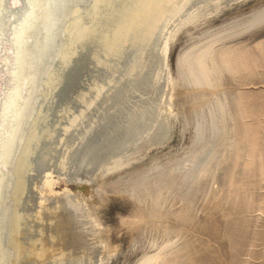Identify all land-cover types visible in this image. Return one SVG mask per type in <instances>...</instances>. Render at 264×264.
Listing matches in <instances>:
<instances>
[{
  "label": "rangeland",
  "instance_id": "rangeland-1",
  "mask_svg": "<svg viewBox=\"0 0 264 264\" xmlns=\"http://www.w3.org/2000/svg\"><path fill=\"white\" fill-rule=\"evenodd\" d=\"M140 1L76 6L38 92L37 139H46L55 111L70 102L74 116L64 107L61 133H70L72 171L101 162L93 185L60 179L53 188L68 187L93 206L108 246L90 245L75 207L65 223L74 225L72 242L58 240L61 215L69 214L53 221V233L49 210L41 233L27 220L23 252L10 264H136L157 252V264H264V23L239 31L264 0ZM136 3L137 10L144 3L142 15L126 20ZM126 4L116 23L112 15ZM171 30L163 70V37ZM76 50L79 57L66 62ZM131 123L134 132L125 136ZM32 166L18 170L26 186Z\"/></svg>",
  "mask_w": 264,
  "mask_h": 264
},
{
  "label": "bare ground",
  "instance_id": "bare-ground-1",
  "mask_svg": "<svg viewBox=\"0 0 264 264\" xmlns=\"http://www.w3.org/2000/svg\"><path fill=\"white\" fill-rule=\"evenodd\" d=\"M69 1L73 2L74 0H27L31 12L27 15L24 22L25 24L20 27L16 24L11 26L8 25L7 27L4 25V30H6L5 28H7V30L9 29V32L6 30L7 32H5V36L1 34L0 30V98L2 99L0 103V264H10L13 258L15 262V260L21 257L23 246L21 245L19 237L21 232L23 233L24 231V226L27 224V220L31 218L36 225L39 224V233H41L44 226V220L46 219L43 217L47 216L46 212L49 210L50 215L48 214V218L51 217V220L49 218V227L51 230L55 229L54 222L60 218L61 212L69 214L61 215L60 224L64 230L62 231L61 236H59L60 234L58 235V240L64 239L65 241L72 242L71 240L73 239L71 237L73 236V233L71 230L74 228V225H68L65 223L72 219L70 218L73 214L71 209L75 207L80 212V216H82L81 220L82 222L84 221L83 224H85V227L87 226L89 232L87 235L90 236L88 240H92L90 245L100 250V252L104 251L108 246L101 236V238L98 237L102 226L100 228L99 223L95 219L93 206L82 196L73 194L68 187H65L62 190H55L53 188L54 184L60 179H65L69 182H86L93 185L96 181L95 167L101 166V162L100 164L99 162H90L89 164L82 165L81 172L76 173L72 171V159L68 157V153H72L71 146H68V136L70 133L65 129H63L64 131L62 130L63 133H61V128L66 124L62 120V112L65 110L64 107L68 105L70 107L69 119L74 116V105L72 106L69 102L66 105H62V111L55 109L54 119L52 120L53 127L51 126V129L46 130L47 137L45 140L39 141L37 139V131L34 126L40 116L42 108V105H39L38 103L39 98L36 101V96L38 95V92L45 91H41L39 85L40 80H42V73L46 68L44 60L51 56L55 47L56 37L54 31L57 30L60 18H63L65 14L68 16L76 6H82L84 4L83 0H78L75 5L70 3L69 6L72 7H70L68 11H65L64 8L66 7V2ZM141 1L138 2V4L141 3ZM104 2H106V0H104ZM0 3H2V0H0ZM144 3L141 5H144ZM151 3L152 2H149L148 4ZM138 4L136 3L133 8L131 7V10L129 9L128 4L122 6V8L119 9L120 14L112 15L111 19L116 23H120L119 20L123 18L122 9L125 8V10H129L124 12V18H126V20H136V18L139 17L138 14L142 15L143 13H141V11H143L141 10V5V11L137 10ZM144 7L145 5L143 8ZM135 13L138 16H136ZM16 14L15 11H12V14H9L10 17L6 24H9L10 19H12V17L15 18ZM261 23H264V6L252 11L246 17L245 21L240 24L241 30L239 31L242 32ZM91 30V28L90 30H86L80 40L82 41L83 39L88 38L91 35ZM167 32L168 34L163 37L162 46L161 62L163 70L165 65V69L167 70L166 54L170 37L174 31L171 30V32ZM237 34L238 33L235 31V33L231 35L235 36ZM210 46L211 45H207L201 49L197 56H200L201 58V56L206 55L209 52ZM72 54L70 57H68V55L65 56V61L70 64L76 57H79L80 53L76 50L74 53L72 52ZM186 56L187 53L185 52L179 57V60L182 61ZM199 63H202V61L200 60ZM202 69H206V67H202ZM63 83L64 82H61L60 80L55 85V90H57V88ZM72 83L74 82L72 81ZM81 89L82 88H80L79 92L76 90V92H78V98L81 97ZM72 97L73 96H71V98ZM27 119L30 120V124H28L29 126L25 129L26 127L23 126ZM133 132V123H131L123 134H126L125 136L129 134L132 135ZM117 145L119 146L121 143L118 141ZM19 150L21 151L20 155H18ZM44 152H48L49 156L43 155L45 154ZM59 156H61V158H59ZM22 163H25L26 167H29V169L30 166L33 165L31 170L34 171V175H29L30 182L27 186L17 180L20 175L18 170ZM58 163L62 166V170L57 169ZM2 167L5 168L4 173L1 172ZM27 170L28 169L25 171ZM14 175L16 180L14 179ZM55 176L57 177L56 179H54ZM19 186L20 188L18 189ZM29 198L34 204H32V212H29L30 209L29 206H27L29 202L27 199ZM82 233L84 232L82 231ZM32 234L35 235V231ZM56 236L57 235L55 234V237ZM76 240L77 238L75 241ZM83 240H85L84 236ZM84 244L86 245L85 242ZM159 259L160 252H157L142 257L136 262V264H157Z\"/></svg>",
  "mask_w": 264,
  "mask_h": 264
},
{
  "label": "water",
  "instance_id": "water-1",
  "mask_svg": "<svg viewBox=\"0 0 264 264\" xmlns=\"http://www.w3.org/2000/svg\"><path fill=\"white\" fill-rule=\"evenodd\" d=\"M83 1L85 3V2H88L89 0H83ZM77 2H78V0H74L73 2H70V1L66 2L67 4H66V7L64 8V10L68 11L70 9V7H72V6H69V4L72 3L73 5H75ZM1 9H2V13L0 14V28H1L0 30H1V34L4 36H5V32H7V31L9 32V29L7 30V28H5L7 31L3 29L4 25H5V27H7L8 25L11 26V25L17 24L20 27L21 25L25 24L24 22L27 18V15L30 14V12H31V9H30L29 5L27 4V0H4L2 2V7L0 8V10ZM12 11H15L17 13L16 17L15 18L12 17V19H10V23L6 24L7 20H8L7 15L10 17V15L12 14ZM67 17L68 16H66V14H65L63 18H60L57 30L54 31V34L56 37L55 38L56 41H55V45H54L55 47L52 51L51 56L44 60V65H46V68L42 73L41 79L44 78L48 67L53 63V61L56 58V55L59 52V47L61 44L60 39L62 37V27H63V24H64L65 20L67 19ZM40 82H41V80H40ZM40 82H39V85H40ZM37 99H38V95L36 96V101H37ZM1 100L2 99L0 98V103H1ZM27 121H28V119H27ZM27 121H26V123H27ZM26 123L24 124L23 127L26 126ZM1 172L4 173L5 168L2 167Z\"/></svg>",
  "mask_w": 264,
  "mask_h": 264
}]
</instances>
